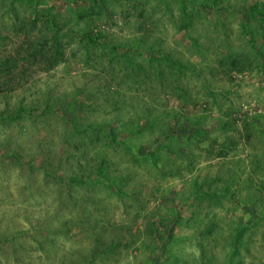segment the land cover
<instances>
[{
	"label": "rangeland",
	"instance_id": "1",
	"mask_svg": "<svg viewBox=\"0 0 264 264\" xmlns=\"http://www.w3.org/2000/svg\"><path fill=\"white\" fill-rule=\"evenodd\" d=\"M0 264H264V0H0Z\"/></svg>",
	"mask_w": 264,
	"mask_h": 264
},
{
	"label": "trees",
	"instance_id": "2",
	"mask_svg": "<svg viewBox=\"0 0 264 264\" xmlns=\"http://www.w3.org/2000/svg\"><path fill=\"white\" fill-rule=\"evenodd\" d=\"M260 58H261V55H260ZM197 187H198V186H196V188H197ZM201 188H202V187H201ZM199 192H200V191H199ZM199 194H200V196H201V195H204L203 192H200ZM201 197H202V196H201Z\"/></svg>",
	"mask_w": 264,
	"mask_h": 264
}]
</instances>
